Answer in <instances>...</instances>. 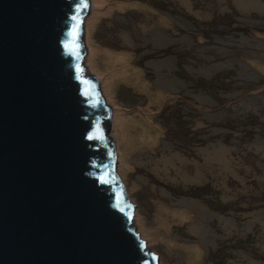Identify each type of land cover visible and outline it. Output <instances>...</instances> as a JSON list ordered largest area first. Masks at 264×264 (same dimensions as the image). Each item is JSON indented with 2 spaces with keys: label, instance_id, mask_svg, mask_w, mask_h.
Segmentation results:
<instances>
[{
  "label": "rangeland",
  "instance_id": "obj_1",
  "mask_svg": "<svg viewBox=\"0 0 264 264\" xmlns=\"http://www.w3.org/2000/svg\"><path fill=\"white\" fill-rule=\"evenodd\" d=\"M90 1L83 66L100 79L113 108L118 173L147 247L161 264H264V220L254 218L264 213V0ZM173 2L186 12L174 11ZM188 14L207 21L214 44L202 51L211 57L197 58L194 66H187L196 52L188 32L197 26ZM174 51H187L179 69L167 55ZM149 52L155 61H146ZM227 68L229 81L221 86ZM192 74L206 83L194 85ZM181 87L185 99L170 92ZM211 89L221 98L218 113L212 109L217 104L196 113V99L207 102ZM219 142L232 161L212 152L206 159L205 149ZM201 165H207L206 180L198 176ZM179 183V195L187 197L182 203Z\"/></svg>",
  "mask_w": 264,
  "mask_h": 264
},
{
  "label": "water",
  "instance_id": "obj_2",
  "mask_svg": "<svg viewBox=\"0 0 264 264\" xmlns=\"http://www.w3.org/2000/svg\"><path fill=\"white\" fill-rule=\"evenodd\" d=\"M89 3L0 0V264H160L83 68Z\"/></svg>",
  "mask_w": 264,
  "mask_h": 264
},
{
  "label": "crops",
  "instance_id": "obj_3",
  "mask_svg": "<svg viewBox=\"0 0 264 264\" xmlns=\"http://www.w3.org/2000/svg\"><path fill=\"white\" fill-rule=\"evenodd\" d=\"M181 0H177V3L178 2H180ZM197 1V0H196ZM175 2H173V6H174V8H172L174 11H175V7H177V9H180V11L183 13V12H186V10H187V8L185 9V10H182L181 8H179V6H177V5H175L174 4ZM170 4H171V2H170ZM198 11V15H200V10H196V12ZM186 15V14H185ZM188 16L191 18V19H193V23L194 24H196V26H197V28L195 27V29H189L190 30V32H188L191 36H190V38H192L193 40H194V44H195V49H196V52H194L193 54H192V52H190V57H189V59H190V61L192 62V63H190V64H188L187 63V66H189V65H192L193 64V66H194V63L196 64L197 63V58H200V57H204V59H206V58H208V57H211V55H208L206 52H202V51H204L203 50V48H208L209 46H211L212 44H213V42H208V40H211L212 41V36H211V34H210V32H208L207 31V29H206V27H207V21H204V20H198V19H195L196 18V16H191V15H189L188 14ZM196 21H199L200 22V25L201 26H199L197 23H196ZM231 23V22H230ZM230 23H226L227 25H228V27L230 26ZM173 24V23H172ZM175 24V26H176V28H180L179 27V25L177 24V23H174ZM250 24V23H249ZM250 26V25H249ZM238 27V26H237ZM236 27V28H237ZM234 31H236V29H234ZM254 31H256V30H254ZM211 32H213V34H215V33H218V31H215L214 29H211ZM224 32H232L231 30H229V31H225V30H221V33H224ZM220 34V33H219ZM222 35H224V34H220L219 36L218 35H216L217 37V40H220V41H223L222 40ZM198 36H204V38H203V40H200V39H198ZM177 37H180V36H177ZM243 37H246V36H243ZM247 38V37H246ZM214 45V44H213ZM175 50H180V49H175ZM198 50H201L200 52L198 51ZM263 54H264V51L262 50L261 51ZM182 53H185V57H186V52H182ZM148 55V58H147V60L146 61H149V62H152V61H155V60H153V59H151V53H148L147 54ZM168 56H171L172 58H174L175 60H176V63L177 62H180L181 60H182V58L183 57H181V54H180V52L178 51L177 53L174 51V53H170V54H168ZM182 56H184V54H182ZM193 58H196V62L194 61V60H192ZM200 60H203V59H200ZM181 64H183V63H180V65ZM184 64H186V63H184ZM264 64V63H263ZM176 65V64H175ZM177 67H176V69H179V63H177V65H176ZM186 66V67H187ZM222 71H224V75H226V78L225 79H223L222 80V82L223 81H225V82H223V84H222V82H221V86H224V85H227V81H229V79H228V76L230 75L229 73H228V71H230V70H228V68L226 69V70H222ZM175 74V73H174ZM154 75H156V73H152V74H149V77H150V79L151 80H153V76ZM199 77H198V79L196 78V75H191L190 76V80L191 81H193V84L194 85H197L198 83H206V80H204L202 77H204L203 75H198ZM174 77L176 78V80H178V81H184V79H181V78H178V77H176L175 75H174ZM231 77H232V75H231ZM233 78V77H232ZM233 80H235L234 78H233ZM237 82V81H236ZM221 86H219V88L221 87ZM199 88H202V86H200ZM174 91H172L171 90V92H174V93H177L178 94V89H173ZM212 90V89H211ZM220 90H221V88H220ZM213 91V94L211 93V95L208 97V101L207 102H204V101H198V100H196L195 102H197L198 104H196V105H194L193 107V109H195V108H197V112L196 113H202V111H203V109H208V110H212V109H214V110H216L217 111V113H218V104H220V102H221V98H219V97H216L214 94H218L216 91H214V90H212ZM220 92V91H219ZM218 98V99H217ZM183 99H185L184 98V96H183ZM218 100H219V103H217L218 102ZM191 104V103H190ZM215 104H217V106H215L214 108H212V109H210L209 107L210 106H214ZM198 105V106H197ZM188 106H190L189 105V103H188ZM213 110V111H214ZM215 111V112H216ZM203 113H209V111H203ZM173 119V118H172ZM174 120V119H173ZM172 120V121H173ZM213 122V121H212ZM149 156V155H148ZM182 186H183V183H182ZM198 186H202V184L201 185H196V187H198ZM193 198H195V197H193ZM196 199H198V198H196ZM200 202V201H199ZM182 203V202H181Z\"/></svg>",
  "mask_w": 264,
  "mask_h": 264
},
{
  "label": "bare ground",
  "instance_id": "obj_4",
  "mask_svg": "<svg viewBox=\"0 0 264 264\" xmlns=\"http://www.w3.org/2000/svg\"><path fill=\"white\" fill-rule=\"evenodd\" d=\"M259 4H261V5H263V2H262V0H256ZM112 118H113V116H112ZM110 135V134H109ZM147 141L148 140H152V137L151 136H149V138H147L146 139ZM228 146L227 145H223V144H221L220 142L218 143V146H215L212 150H209V149H205V151L209 154L207 157H206V159L207 160H209V159H211L212 158V156L214 157L215 155H218L219 157H223V156H226V159H228L229 158V160L230 161H232V159H233V157L232 156H227V154H226V151H225V148H227ZM213 153L212 154V156H211V154L210 153ZM173 155H177L179 158H181V159H183V157H182V155L179 153V152H176V153H173ZM210 163V162H209ZM211 165V164H210ZM207 165H201V166H199V169H198V176L199 177H202L203 179H207L206 178V176H204V173H203V168L204 167H206ZM193 179H195L196 180V178H193ZM205 209H207L208 210V208L204 205V208L202 209V212L203 211H205ZM212 214L214 213V214H217L216 212H211ZM222 218L226 221V222H231V221H234V219H231L230 217H228V216H223L222 215ZM255 219H261L262 220V222H263V220H264V213H263V210H261L260 212H259V214H258V216L257 217H254ZM200 220L202 221V218H200ZM249 225H253V223H254V221L253 220H248V222H247ZM213 242H214V240H213ZM253 264H259L258 262H255V261H253Z\"/></svg>",
  "mask_w": 264,
  "mask_h": 264
},
{
  "label": "clouds",
  "instance_id": "obj_5",
  "mask_svg": "<svg viewBox=\"0 0 264 264\" xmlns=\"http://www.w3.org/2000/svg\"><path fill=\"white\" fill-rule=\"evenodd\" d=\"M89 6L91 7V1L89 0ZM85 21V20H84ZM178 24V23H177ZM179 25V24H178ZM83 37H84V41H85V35H84V26H83ZM178 38V37H177ZM85 45H86V42H85ZM87 47V46H86ZM88 52V51H87ZM149 53H151V52H149ZM87 55V54H86ZM168 55V54H167ZM85 58H86V56H85ZM236 58H237V56H236ZM151 59H153V60H156V59H154V58H152L151 57ZM237 59H239V58H237ZM84 61H85V59H84ZM241 63V62H240ZM243 64H246V63H243ZM83 68H84V66H83ZM151 70V69H150ZM86 73L87 74H89L87 71H86ZM91 76H94L97 80H98V82H100V79L95 75V74H90ZM153 81H154V79H153ZM100 84V83H99ZM100 87H101V84H100ZM101 92H102V90H101ZM172 93V92H171ZM172 94H177V93H172ZM102 98L103 99H105L106 100V97L104 96V94L102 93ZM106 102H107V100H106ZM107 104H109L108 102H107ZM109 106H111L110 104H109ZM111 109H112V113H114V111H113V108H112V106H111ZM112 116H113V114H112ZM111 129H110V135L113 137V135H112V117H111ZM113 139H114V137H113ZM115 153H116V173L119 175V177H120V174L118 173V161H117V152H116V145H115ZM149 156H151V155H149ZM151 157H154V156H151ZM120 179H121V181H122V178L120 177ZM122 185H123V187L126 189V186H125V184L123 183V181H122ZM126 192H127V190H126ZM128 194V193H127ZM129 196V195H128ZM130 198V197H129ZM131 201V200H130ZM183 200H182V198L179 200V202H182ZM134 204V203H133ZM135 205V204H134ZM136 231H137V229H136ZM138 232V231H137ZM141 236V235H140ZM142 238V237H141ZM143 239V238H142ZM145 240V239H144ZM146 241V240H145ZM160 261V260H159ZM161 264V263H160Z\"/></svg>",
  "mask_w": 264,
  "mask_h": 264
},
{
  "label": "flooded vegetation",
  "instance_id": "obj_6",
  "mask_svg": "<svg viewBox=\"0 0 264 264\" xmlns=\"http://www.w3.org/2000/svg\"><path fill=\"white\" fill-rule=\"evenodd\" d=\"M180 52V54H181V57H185V53H182V52H187V51H179ZM182 54H184V56H182ZM177 63H179V62H177ZM155 77H156V75H154V78L153 79H155ZM223 82H225V81H223ZM222 82V83H223ZM242 82H244V81H242ZM183 93L184 94H186L185 93V91L182 89V87H181V89H178V94H176V95H182V96H185V95H183ZM183 99V98H182ZM179 100H181V99H179ZM196 100H198V99H196ZM199 101V100H198ZM178 105H181V106H183L186 110H187V108H186V106L183 104V103H179ZM189 105H191L190 103H189ZM192 109V108H191ZM203 112V111H202ZM172 119V118H171ZM174 120H176V118H173ZM201 119V118H200ZM173 120V121H174ZM193 124V123H192ZM177 185H180L179 186V188L180 189H176V198H178L179 200L183 197V195H179L180 194V192L182 191V188H181V185H182V183H179V184H177Z\"/></svg>",
  "mask_w": 264,
  "mask_h": 264
},
{
  "label": "snow or ice",
  "instance_id": "obj_7",
  "mask_svg": "<svg viewBox=\"0 0 264 264\" xmlns=\"http://www.w3.org/2000/svg\"><path fill=\"white\" fill-rule=\"evenodd\" d=\"M83 6H84V7H87L88 5H87V3L85 2V3L83 4Z\"/></svg>",
  "mask_w": 264,
  "mask_h": 264
}]
</instances>
